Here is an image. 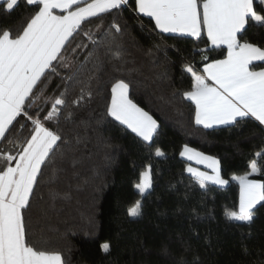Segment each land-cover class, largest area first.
Segmentation results:
<instances>
[{"label": "trees", "instance_id": "obj_1", "mask_svg": "<svg viewBox=\"0 0 264 264\" xmlns=\"http://www.w3.org/2000/svg\"><path fill=\"white\" fill-rule=\"evenodd\" d=\"M254 6L262 10L258 0ZM35 11L26 0L10 13L0 3V29L22 33ZM246 27L244 38L264 48V27ZM226 53L225 47L211 48L204 32L199 40L160 33L137 13L135 0L85 21L63 51L68 66L57 63L59 74L38 85L44 95L29 109L63 141L42 166L30 198L29 242L60 253L64 264H264V202L254 209L250 226L225 215L239 205V184L232 176L248 174L253 159L262 173L248 178L264 182V155L256 156L264 153V127L249 117L235 126L203 128L183 95L193 84L185 65L201 73ZM250 68L263 69L264 61ZM117 81L128 84L129 99L156 120L168 142L147 143L108 115ZM62 93L66 103L57 106L59 116L44 120L52 104L45 98ZM17 119L0 141V156L16 155L17 142L30 138L31 121ZM184 146L219 160L228 184L200 188L185 171ZM157 148L162 157L155 155ZM6 166L0 159V169ZM149 166L152 187L146 199L135 185ZM137 200L142 216L131 218L128 208ZM102 227L108 253L95 248Z\"/></svg>", "mask_w": 264, "mask_h": 264}, {"label": "snow or ice", "instance_id": "obj_2", "mask_svg": "<svg viewBox=\"0 0 264 264\" xmlns=\"http://www.w3.org/2000/svg\"><path fill=\"white\" fill-rule=\"evenodd\" d=\"M6 11L12 12L19 0H2ZM129 0H26L36 8L22 33L13 34L10 29H0V141L6 133L19 124L18 117L31 121L30 138L17 142L20 151L16 155H2L7 166L0 169V264H64L62 255L37 248L28 240L27 213L30 198L34 196L37 178L42 166L55 154L62 137L39 118L33 108L43 97L44 84L59 73L57 63L67 67L63 55L66 45L81 30V25L93 17H99L127 5ZM260 12L254 0H135V9L155 22L160 33H174L199 40L202 32L214 48L226 47L225 59L208 63L199 74L191 64L185 71L191 74L192 89L183 95L195 104V122L204 128L214 125H238L245 118H253L264 125V71H253L254 61H264V48L248 42L244 37L246 26L264 27V0H258ZM113 28L120 31L118 25ZM202 52L204 50H201ZM206 59V55L204 56ZM56 62V63H54ZM209 81L211 83H209ZM128 84L115 82L111 87V103L107 113L114 120L126 125L136 136L151 143L157 131V122L146 111L137 107L128 97ZM64 94L52 99L51 110L44 120L58 117L65 105ZM43 106H41L42 110ZM23 128V125H21ZM11 142V140H9ZM155 155L164 153L157 148ZM264 155L257 152L256 156ZM181 156L195 160L210 168L212 175L188 167L190 173L205 188L206 183L227 185L221 175L220 162L185 146ZM15 161V166L11 162ZM250 172L244 176H232L239 184L238 210L226 211L229 221L254 222L256 206L264 202V182L249 179L260 175L262 169L257 160L249 163ZM151 166L140 175L135 187L141 197L152 187ZM142 203L137 200L128 208V216H142ZM108 253L109 243L102 245Z\"/></svg>", "mask_w": 264, "mask_h": 264}, {"label": "crops", "instance_id": "obj_3", "mask_svg": "<svg viewBox=\"0 0 264 264\" xmlns=\"http://www.w3.org/2000/svg\"><path fill=\"white\" fill-rule=\"evenodd\" d=\"M0 3H2V0H0ZM138 13V12H137ZM139 14V13H138ZM139 15H141V16H143L142 14H139ZM144 17V16H143ZM146 18H149V17H146ZM149 19H151V18H149ZM153 21V20H152ZM153 23H154V25H155V22L153 21ZM158 30V29H157ZM159 31V30H158ZM162 34H165V35H178V36H181V35H179V34H174V33H162ZM204 34H205V36H206V38H207V34H206V32H204ZM186 37H188V36H186ZM191 38H193V37H191ZM208 40V39H207ZM209 42V46L211 47V48H214L212 45H211V43H210V41H208ZM221 47H224V46H221ZM226 48V47H225ZM226 56H227V53H226ZM226 56L223 58V59H225L226 58ZM214 62V61H213ZM256 62H262V61H254L253 63H256ZM210 63H212V62H210ZM204 68V67H203ZM251 70H253V71H264V68L263 69H260V70H254V69H251ZM199 74H204L203 73V69H202V71H201V73H199ZM204 75H206V74H204ZM209 83H211L210 81H209ZM129 97V96H128ZM190 101V100H189ZM192 102V101H191ZM110 103H111V98H110ZM110 103H109V106H110ZM193 103V102H192ZM194 104V103H193ZM194 106H195V104H194ZM138 107V106H137ZM118 123H120L119 121H117ZM258 122V121H257ZM196 123V122H195ZM121 124V123H120ZM123 126H125L126 128H127V126L126 125H123ZM199 126H201V127H203V125H199ZM222 126H226V125H214L212 128H216V127H222ZM263 127H264V125H262ZM204 128V127H203ZM127 129H129V128H127ZM207 129H210V128H207ZM130 131H131V129H129ZM132 132V131H131ZM133 133V132H132ZM135 134V133H134ZM136 135V134H135ZM138 137V136H137ZM140 138V137H139ZM141 139V138H140ZM152 141H157L158 143H160V144H164V143H166V142H168L169 140H168V137L164 134V133H162L159 129H158V127H157V131H156V133L154 134V136H153V140ZM148 143V142H147ZM185 147V146H184ZM184 147L181 149V152L183 151V149H184ZM194 150V149H193ZM196 151V150H195ZM181 152H180V157L183 159V160H185L187 163H188V165L186 166V168H185V171H186V173L188 174V175H190V176H192L190 173H188L187 172V168L188 167H193V168H196V169H198L199 171H202V172H207L209 175H212V171H211V169L210 168H207V167H205V165L204 164H198V163H196L195 162V160H188L186 157H184V156H181ZM203 154V153H202ZM205 155V154H204ZM207 156V155H206ZM213 158V157H212ZM215 159V158H214ZM193 177V176H192ZM194 178V177H193ZM234 181V180H233ZM236 182V181H235ZM209 184H211V183H209ZM213 185H215V184H213ZM216 186H219V187H225L226 185H223V186H221V185H216ZM149 193H150V189H149V191H148V195H149Z\"/></svg>", "mask_w": 264, "mask_h": 264}, {"label": "rangeland", "instance_id": "obj_4", "mask_svg": "<svg viewBox=\"0 0 264 264\" xmlns=\"http://www.w3.org/2000/svg\"><path fill=\"white\" fill-rule=\"evenodd\" d=\"M11 166H15V161H13V165H11ZM148 193V192H147ZM147 193H145V197H146V199H148V198H150V193H149V195L147 194ZM103 230V231H102ZM101 236H100V238H99V240H98V242H97V244H96V250H98V251H103L102 250V245L104 244V243H107V238H106V228H101Z\"/></svg>", "mask_w": 264, "mask_h": 264}]
</instances>
